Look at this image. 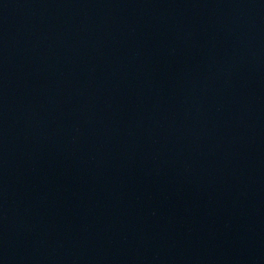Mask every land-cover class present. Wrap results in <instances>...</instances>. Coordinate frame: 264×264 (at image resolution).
I'll return each instance as SVG.
<instances>
[{
  "label": "water",
  "instance_id": "95a60500",
  "mask_svg": "<svg viewBox=\"0 0 264 264\" xmlns=\"http://www.w3.org/2000/svg\"><path fill=\"white\" fill-rule=\"evenodd\" d=\"M0 264H264V0H0Z\"/></svg>",
  "mask_w": 264,
  "mask_h": 264
}]
</instances>
